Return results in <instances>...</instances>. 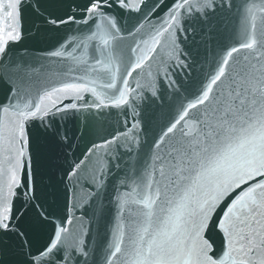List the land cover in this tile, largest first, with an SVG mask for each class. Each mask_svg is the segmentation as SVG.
Listing matches in <instances>:
<instances>
[{"label": "snow or ice", "instance_id": "1", "mask_svg": "<svg viewBox=\"0 0 264 264\" xmlns=\"http://www.w3.org/2000/svg\"><path fill=\"white\" fill-rule=\"evenodd\" d=\"M0 264H264V0H0Z\"/></svg>", "mask_w": 264, "mask_h": 264}, {"label": "water", "instance_id": "2", "mask_svg": "<svg viewBox=\"0 0 264 264\" xmlns=\"http://www.w3.org/2000/svg\"><path fill=\"white\" fill-rule=\"evenodd\" d=\"M237 2H239V0H237ZM233 27V21L232 20H226L224 22V24L221 25V31L224 32V36L226 37L228 35L229 32H231ZM225 29H227V31H224ZM225 42H227V40L225 39ZM211 57H209L210 59ZM201 61H203V57H201ZM206 67V66H205ZM199 70H200V65H197V68L195 70V74H199ZM109 131H112V128L108 129Z\"/></svg>", "mask_w": 264, "mask_h": 264}]
</instances>
